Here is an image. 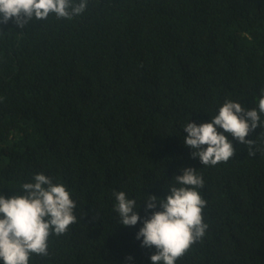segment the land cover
Listing matches in <instances>:
<instances>
[{"label": "trees", "instance_id": "1", "mask_svg": "<svg viewBox=\"0 0 264 264\" xmlns=\"http://www.w3.org/2000/svg\"><path fill=\"white\" fill-rule=\"evenodd\" d=\"M262 88L264 0H88L72 20L0 24V194L43 173L76 203L77 222L29 264H152L136 233L158 207L144 199L186 167L204 180L208 228L176 264H264V127L246 137L254 156L233 141L215 166L183 139L227 100L257 108ZM114 191L137 201L135 226Z\"/></svg>", "mask_w": 264, "mask_h": 264}, {"label": "clouds", "instance_id": "2", "mask_svg": "<svg viewBox=\"0 0 264 264\" xmlns=\"http://www.w3.org/2000/svg\"><path fill=\"white\" fill-rule=\"evenodd\" d=\"M87 4L88 0H0V24L12 21L24 29L33 20H47L50 15L58 20H72L84 13ZM260 92L257 108L245 109L240 103L227 100L210 121L186 123L183 130L187 135L183 139L192 149L191 156L198 157L203 166L226 163L236 152L233 141L247 146L248 155L254 156L258 150L253 147L256 141L246 137L257 127H264V88ZM181 171L182 174L174 175L175 182L166 197L149 194L144 199L146 211L158 207L143 219L136 233L142 247L155 248L150 256L152 264H176L194 243L203 239L208 228L203 219L206 201L199 192L204 186L202 175L193 167ZM22 190L20 195L0 194L3 264H29L33 255L47 257L49 237L67 233L70 225L77 222L76 203L65 185L38 173L31 182L23 183ZM113 196L119 223L135 226L141 220L135 211L139 207L137 201L128 198L124 191H114Z\"/></svg>", "mask_w": 264, "mask_h": 264}]
</instances>
